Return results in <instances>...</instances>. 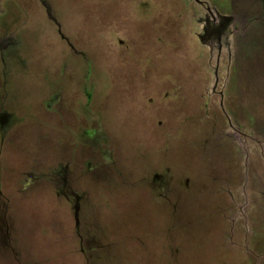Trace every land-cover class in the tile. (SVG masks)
Instances as JSON below:
<instances>
[{
	"label": "rangeland",
	"instance_id": "374dc122",
	"mask_svg": "<svg viewBox=\"0 0 264 264\" xmlns=\"http://www.w3.org/2000/svg\"><path fill=\"white\" fill-rule=\"evenodd\" d=\"M0 264H264V0H0Z\"/></svg>",
	"mask_w": 264,
	"mask_h": 264
},
{
	"label": "flooded vegetation",
	"instance_id": "af4514ba",
	"mask_svg": "<svg viewBox=\"0 0 264 264\" xmlns=\"http://www.w3.org/2000/svg\"><path fill=\"white\" fill-rule=\"evenodd\" d=\"M3 118V117H2ZM4 121V120H3ZM2 129H4L6 126H10L9 122H3L2 124Z\"/></svg>",
	"mask_w": 264,
	"mask_h": 264
}]
</instances>
